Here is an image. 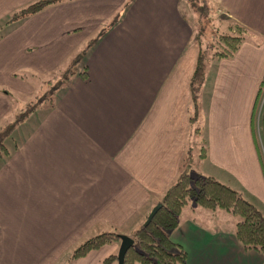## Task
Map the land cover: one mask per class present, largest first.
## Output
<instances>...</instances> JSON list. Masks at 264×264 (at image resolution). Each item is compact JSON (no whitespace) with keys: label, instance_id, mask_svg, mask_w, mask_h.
Masks as SVG:
<instances>
[{"label":"crops","instance_id":"1","mask_svg":"<svg viewBox=\"0 0 264 264\" xmlns=\"http://www.w3.org/2000/svg\"><path fill=\"white\" fill-rule=\"evenodd\" d=\"M28 1L0 0V19ZM214 1L246 33L231 55L206 59L191 122L195 48L184 0H55L0 24V124L11 91H32L25 74L62 68L92 37L77 68L29 109L43 107L37 116L15 123L27 119L0 152V264H62L64 251L96 226L133 228L174 179L186 147L188 170L213 175L264 208L253 117L264 70V0ZM259 125L264 144V108ZM184 208L169 236L185 249V264L264 259L234 240L235 215H221L211 232ZM116 245L89 249L71 264H100Z\"/></svg>","mask_w":264,"mask_h":264},{"label":"trees","instance_id":"2","mask_svg":"<svg viewBox=\"0 0 264 264\" xmlns=\"http://www.w3.org/2000/svg\"><path fill=\"white\" fill-rule=\"evenodd\" d=\"M53 1L55 0H30L2 17L0 24L8 19L21 18ZM188 3L191 7V0H188ZM197 6L198 9L207 8L205 4ZM219 18L217 17L218 20ZM195 22L197 24L198 21L195 20ZM216 22L217 24L207 34L203 33L201 25L194 28V22L192 23L191 43L195 48V54L187 82L191 105V112L188 116L190 122L195 118L197 88L202 79L206 59L231 55L244 37L246 28L239 22L230 18L221 27L218 26L220 21ZM91 39L86 40L84 45L71 56L69 62L61 69L58 75L59 80L64 81L73 72L71 64L77 60V56L89 45ZM78 74L81 77L85 76L84 66L78 71ZM54 84L56 85L57 81ZM49 96L47 91L40 97L37 96L36 100L15 112L11 120L0 124V152L6 151L3 138L10 134L14 124L35 103L41 99L50 98ZM193 129L196 127L193 126ZM200 147L203 149V146L200 145ZM189 162L190 149L186 147L180 157L174 179L164 187L157 198L160 205L149 220L141 225L144 213L140 223L128 234L132 238V242L124 250L122 264H184L186 252L181 243L174 241L169 236V230L176 226L183 206L190 200L209 210L222 209V215L234 214L237 216L232 222L231 232L238 243L242 248H251L264 255V217L260 210L244 198L238 190L213 175L188 170L186 166ZM217 221L216 219L215 222L218 223L219 221ZM118 232L120 231L117 227L106 224L104 228L81 237L68 250L62 264H70L69 262L75 257L82 255L90 248L118 240ZM113 261H115V252H109L102 257L100 264H115Z\"/></svg>","mask_w":264,"mask_h":264},{"label":"rangeland","instance_id":"3","mask_svg":"<svg viewBox=\"0 0 264 264\" xmlns=\"http://www.w3.org/2000/svg\"><path fill=\"white\" fill-rule=\"evenodd\" d=\"M184 2H185V4H187L186 7L189 10L188 12L190 14L191 19L194 20V21L192 20V23L194 22L193 23V27L196 28L197 26L201 25L203 27L202 30L204 31L203 32L204 34H207L209 32V30L211 28H213V26H215L217 24L216 21H220L221 24L219 23L218 26L221 27V26L224 25V23L228 19L231 18V17L227 16L224 12L220 11V9L218 8L217 3L214 0H191V7H190V5L188 3V0H184ZM198 4H201V5H204L205 4L207 6V8L205 7V9H198L197 8L198 7L197 6ZM217 17H220L219 20L217 19ZM195 20L198 21L197 24H196ZM244 33H246V30L244 31ZM90 38H92V37H89L86 40H88ZM69 59L66 61V63L64 64V66L69 62ZM75 63H76V61L71 64L72 69H76L77 68V66H76ZM62 68H59L56 71H52L51 73H49L47 71V72H31L32 74H25L26 75L25 77L27 79L29 78L30 81H31V83H32L31 84L32 91H30V92H23V93L21 91L14 90V89H13L14 90L13 92L11 91V95L9 97H10V100H11V103H12V107L5 114L3 121L12 118L13 113L15 111L16 112L19 111L20 109H22L25 106H27L29 103H31L34 100H36L37 99V96L40 97L46 91H47V94H50V91H53V89L56 87L54 83H55V81H57V79H59V76L58 75L61 72V69ZM20 73H22L21 70L20 71L19 70L16 71V74L17 75H20ZM263 80H264V70H263L262 76L260 78V81H259V84H258V87H257V91H256V95H255V98H254L253 117H254V121L256 123H258V137H257V139H258V143L257 144L258 145L257 146H258V150H259V154H260V158H261L262 168L264 169V144H263V142L261 140V134H260V131L261 130H260V125H259L260 119H261V116H262V111H263V108H264V99H263L262 104L260 106H258V104L260 102V97H261V95L263 93V87H264ZM263 98H264V93H263ZM42 108L43 107L36 106V107H34L33 110H31V111L28 110L27 111V114H28L27 116L29 118H33L34 116H37L40 113V111L42 110ZM25 120H27V119H24V121L21 120L19 123L15 124L14 127H13V129L11 130L10 134L6 135L3 138V142H4V144L7 147H10L11 144H12V142L13 141H16L18 139V137L21 136L22 130L26 126V121ZM184 207H185L184 210L185 209H189L188 210V216H189V218H190L191 221H193L194 223H196L198 226H200L202 228H205V227H203V225L204 226H208L209 227L208 228L209 230L214 229L213 227H215V226L218 227V223H216L215 220L216 219L217 220L220 219V216L223 213L222 212V209L214 208L212 210H209L207 208H204L202 206H199L198 204L194 203L192 200H190L187 203H185ZM147 210H148L147 207H145V208L142 209V211H141V215L142 216H140L141 218L137 221V223H135V221H131L133 224L135 223V226H133V228H131L132 227V224H129L130 223L129 222L128 224L130 226L128 224H125L122 227H117V229L120 232H123L124 229L127 230L128 228H131L130 230H127V231H129L128 234H130L133 231V229L140 223V221L143 218V214L146 213ZM203 210L207 211V215L210 217V220L205 217V215L203 213ZM260 212H261L262 216L264 217V208H263V206H261V211ZM230 216L233 217L234 214H230ZM186 217H187V214H186ZM236 218H237V216H236ZM184 219H188V218H184ZM232 219H234V218H232ZM111 225H113V224H111ZM104 227H105V225H98V226H96V231H98V230H100V229H102ZM211 232H213V230H211ZM231 235L233 236V238L237 242V244L240 246V248H242V246L238 243V241L236 240V238L233 235V233ZM112 242L118 244V240L111 241V242H105V243H112ZM74 244H72L68 248V250ZM102 244H104V243H102ZM116 247H117V245H116ZM90 249H92V248H90ZM243 249L244 250H254V249H251V248H243ZM68 250L64 251V253H63L64 258L66 256ZM115 250H116V248L113 251H111V252H115ZM254 251H256V250H254ZM199 252L200 251H195V255L194 256H191L190 261H194L195 258L197 257V254H199ZM256 252L258 254L264 256L262 253H260L258 251H256ZM79 256H81V255H79ZM71 262H69V263L71 264ZM113 262L115 263V261H113ZM185 262H186V259L184 260V264H185ZM100 263H101V261H100ZM260 264H264V259L261 260Z\"/></svg>","mask_w":264,"mask_h":264},{"label":"water","instance_id":"4","mask_svg":"<svg viewBox=\"0 0 264 264\" xmlns=\"http://www.w3.org/2000/svg\"><path fill=\"white\" fill-rule=\"evenodd\" d=\"M160 205V202L156 200L153 202L150 207L148 208L147 212L143 220L141 221V225H144L149 218L151 217L152 213L156 210V208ZM118 244L115 250V264H122V257L124 250L131 244L132 238L124 232H118Z\"/></svg>","mask_w":264,"mask_h":264},{"label":"built area","instance_id":"5","mask_svg":"<svg viewBox=\"0 0 264 264\" xmlns=\"http://www.w3.org/2000/svg\"><path fill=\"white\" fill-rule=\"evenodd\" d=\"M263 84H264V80H263ZM263 93H264V87H263ZM263 93H262V95H261V97H260V102H259V104H258V106H260L261 104H262V102H263Z\"/></svg>","mask_w":264,"mask_h":264}]
</instances>
